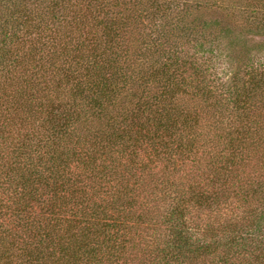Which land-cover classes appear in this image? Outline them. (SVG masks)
Instances as JSON below:
<instances>
[{
    "label": "trees",
    "instance_id": "trees-1",
    "mask_svg": "<svg viewBox=\"0 0 264 264\" xmlns=\"http://www.w3.org/2000/svg\"><path fill=\"white\" fill-rule=\"evenodd\" d=\"M204 10L264 29V0H0V264H264V44Z\"/></svg>",
    "mask_w": 264,
    "mask_h": 264
},
{
    "label": "rangeland",
    "instance_id": "rangeland-1",
    "mask_svg": "<svg viewBox=\"0 0 264 264\" xmlns=\"http://www.w3.org/2000/svg\"><path fill=\"white\" fill-rule=\"evenodd\" d=\"M199 15L204 16L205 18H209V19H223L225 26H228L229 28H231L232 33L228 34L227 37L225 38V44H229L231 43V45L233 46L235 43H237L238 41V37H241L242 34H245L247 37H243V40H247V45L249 48L251 49H255L257 48V46L259 44H264L263 39L260 37L261 34L262 36H264V29H252L254 32L258 33H254L252 32L248 27H245L244 25H242L241 23H238V21L235 18H230L227 17L223 12H215L214 10H204L203 12H200ZM245 31V32H244ZM235 46V45H234ZM223 52H228V47L225 46V48L223 49ZM220 66L221 67H229L230 66V60L227 59H223L220 62Z\"/></svg>",
    "mask_w": 264,
    "mask_h": 264
}]
</instances>
